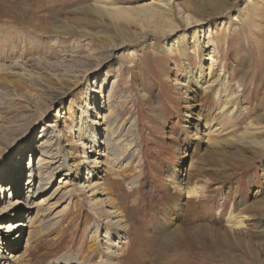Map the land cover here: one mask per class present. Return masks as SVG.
I'll return each mask as SVG.
<instances>
[{
  "label": "rangeland",
  "instance_id": "obj_1",
  "mask_svg": "<svg viewBox=\"0 0 264 264\" xmlns=\"http://www.w3.org/2000/svg\"><path fill=\"white\" fill-rule=\"evenodd\" d=\"M12 1L21 4L18 15L23 24H19L17 29H5L0 40L6 50L11 49L12 41H17V54L7 55L8 58L20 57L23 62L32 60L34 68L31 70L36 76L50 78L57 71L70 70L83 73L89 69V62L97 65L113 56L110 67L103 71H109L111 79L107 91L113 93L111 99L116 117L123 124L120 128L121 145L115 150L122 156L116 158L117 166L115 170L112 168V174L107 173L104 182L109 195L125 210L130 220L133 241L129 248L136 259L134 264H257L256 261H264V239L259 234L261 231L264 234V223L258 227L252 220L264 210V143H261L264 142V121H259V116L264 115V20L261 23L263 31L254 28L250 15L244 16L240 23H233L236 12L247 4L246 0H220L226 4L221 10L220 4L219 10L213 6L208 9L207 2L212 0H173V18L162 16L164 21L158 20L152 11L147 14L142 11V7L153 0H112L122 8L121 14L108 10L92 16L83 15L79 9L90 6L94 0ZM226 2L231 5L229 12H226ZM261 4L264 5V0ZM180 8L193 18L207 19L213 26L205 43L209 45L208 49L216 50L218 67H223L222 73L228 78L224 92L233 96L235 112L220 113L222 104L213 92L202 96L196 89L187 91L179 85V79L187 75L181 56L172 47H168L171 49L168 51L163 49L165 43L179 39L184 32H191L184 20L186 14L181 13ZM32 11L40 22L42 18L49 20L33 24H50L55 33H39L29 28ZM227 27L231 33L225 30ZM155 29L159 33L152 34ZM18 36H22L25 42H19L15 38ZM186 43L191 52L188 58L190 67L196 69L199 59L193 55L195 50L191 49L189 41ZM123 44L126 46L118 53L107 51ZM200 47L203 49V44ZM131 53L135 57L131 58ZM203 57V54L199 55L200 59ZM9 59L0 57V64ZM97 73L89 74L87 79L94 83ZM7 86L5 90L15 88L17 93L28 89L17 78H9ZM78 92L77 103L82 104L85 84L76 86L73 93L57 103L46 117V122H53L52 115L64 108V119H61L59 127L63 129L66 140L61 139V143L62 146L67 144L64 146L67 152L76 153H80L81 148H72L71 141L75 135L69 128L75 118L74 113H70V103ZM189 105L193 106V118L190 119ZM232 113H236L234 118H231ZM134 117L139 135L132 128ZM211 121L221 125L211 130L206 142L202 130L205 123ZM63 122L69 123L65 127ZM186 126L188 128L185 129ZM249 127L263 133L250 136L247 134ZM39 131L30 136L31 142L37 143ZM251 142L259 144V147L243 145ZM136 149L140 162L139 156L131 157ZM30 156L24 159L19 176H14L11 170L4 184L5 188L11 189L16 177L17 189L22 196L28 191ZM33 161L30 167H33ZM127 162L130 163L125 166ZM136 167H139V173L132 172ZM178 168L179 171L185 169L191 186H200L204 190L197 199H185L182 210L175 212L169 201L178 196L173 188L179 178L175 175ZM48 172L33 184V189L39 191L38 197H42L35 203L48 200L42 204L33 227L16 237L20 245L17 249L13 246V249L17 253H27L25 264L82 261L91 245L89 228L96 219L90 214L89 203L83 193L70 196L64 191L58 192V176H55L56 172L50 175ZM136 177H139L138 185H129ZM53 193L56 198L52 197ZM78 201L80 205H77ZM22 213L26 215L27 209ZM233 216H247L243 229L237 231L246 236L247 240L241 237L244 240L242 246L232 236L229 245L222 243L216 251L209 239L211 241L217 235L209 234V239H201L203 235L197 232L200 226L228 230ZM179 228H191L196 238L180 239ZM145 238L147 241H143ZM164 240L165 244H162ZM93 255H96L95 251L89 258ZM220 256H228V259ZM122 261L127 263L129 258Z\"/></svg>",
  "mask_w": 264,
  "mask_h": 264
},
{
  "label": "bare ground",
  "instance_id": "obj_2",
  "mask_svg": "<svg viewBox=\"0 0 264 264\" xmlns=\"http://www.w3.org/2000/svg\"><path fill=\"white\" fill-rule=\"evenodd\" d=\"M221 1L212 0L207 2L208 9H212L209 6L218 9V5L220 4L221 10L222 6L226 5ZM246 2L247 4L240 11L236 12L233 23H240L244 16L250 15L253 19L254 28L257 30L262 29L263 31V24L261 23L264 20V5L261 4L262 0H246ZM227 5L226 12H229L231 5L229 2ZM20 9L21 4L17 2L12 0L0 1V36L5 29H17L19 24H23L18 15ZM173 9V0H153L142 7V11L145 14L152 11V14L158 20H161L162 16L172 19ZM79 10L85 16H92L94 14L101 15L108 10H112L114 14H121L122 8L112 0H94L93 4ZM180 12L186 14L184 20L188 23L191 32H184L179 35V39L165 43V48L163 49L164 51H168L171 50L168 47H172L181 56V64L187 71V75L179 79V85L183 86L187 91L196 89L202 96L213 92V96L222 104L221 109H219L220 113L227 114L230 111H234V107L236 106L233 105V96L227 95L224 92V86L228 82V78L222 73L223 67H218L215 48L210 50L208 49L209 45L205 43L206 37L212 33L213 26L207 22V19L199 20L191 17L182 8H180ZM32 13L30 22L28 23L29 28H33L39 33L47 31L55 33L50 24H33V22H40V20L35 16L34 11ZM41 21L40 23L43 24L49 20L42 18ZM225 30L231 33L229 27ZM162 31H165L163 27ZM162 31L160 32L162 33ZM155 32L159 33L155 29L152 34ZM15 38L21 43L25 42L24 40L22 41V36ZM11 39H13V36ZM186 41H189L191 49L195 50L193 55L199 59V67L196 69H191L190 67L188 58L191 57V52L190 48L188 49L189 45ZM202 44L204 46L203 49L200 47ZM125 46L126 44H123L114 49L110 48L107 51L115 54ZM18 48L19 44H17V41H12L11 49L6 50L0 40V57L3 56L4 59H9L7 55L17 54L16 50ZM262 52H264V48ZM200 54L204 56L202 59L199 58ZM112 57L103 59L97 65L89 62V69L83 73L79 70H70L63 73L57 71L50 78L33 74L31 70L34 68L32 60L23 62L18 57L0 64V85L3 88L0 92V264H25L28 256L24 251L23 253L16 252L17 245H20L18 243L19 239L16 237L24 235L28 229L33 227L34 223L38 221V212L42 210V204H45L48 200L35 203V200L37 201L42 197L39 198V191L33 189L35 181L44 178V173L47 171H50L48 172L49 175L56 172L55 176H58L57 179L59 180L58 192L64 191L70 196H73L77 192L83 193L89 203V212L96 219L94 224L90 225L91 227L89 226L88 237L91 245L88 247L89 249L84 259L82 261L76 259L61 260L53 264H134L136 262L129 248L133 241L131 238L130 220L125 214V210L121 206L119 207L109 195V192L105 189L106 183L104 182L106 176L109 173L112 174V168L115 170L118 162L116 158L122 156V154L117 155L115 150L120 148L121 145L120 128L123 124L116 117V110L112 104L114 102L111 99L113 93L111 90L107 91L111 79L109 71H103L107 66L110 67L111 62H113ZM130 57H135V54L131 53ZM82 64L83 62H80V65ZM217 68L219 69L218 72H216ZM97 71L98 75L94 83L90 82L87 77L89 74ZM214 72H216L215 75H213ZM9 78L19 79L23 85L28 87L27 91L17 93L15 88L5 90L8 87ZM82 84H85L86 94L83 96L82 104L77 103L80 92L71 100L70 113H74L75 118L70 123L72 126L69 128L70 132H73L75 135L71 141L72 148H81V151L80 153L71 150L67 152L64 148L67 144L62 146L61 143V139L66 140L65 135L63 129L59 127L61 119H64V108L61 107L52 115L51 120L53 122H46V117L57 103L66 99L73 93L76 86H81ZM90 84L93 88L92 86L90 87ZM107 94L109 95L106 97ZM192 107V105L188 107L189 119L193 118ZM233 113L231 118H234L236 115V113ZM135 118L131 120V123L134 132L138 133L137 120ZM259 121H264L263 114L259 116ZM212 122H206L203 126L204 141L208 139L213 128L218 129V126L221 125V123L217 124L215 122L212 124ZM67 123L63 122V126L66 127ZM186 128L188 127L186 126ZM216 129L212 132H216ZM37 130L41 131H39L41 134L37 138V143L31 142L30 136L34 135V132ZM262 133L260 129L255 127H249L247 131V134L250 136ZM243 145L247 147H259V144L254 142ZM30 154V162L27 167L30 172V180L26 184L28 191L26 195L22 196L17 189L19 185L17 184L16 177L21 172L20 169L24 165V159ZM137 156H139L138 161L140 162L141 158L136 149L132 151L131 157L137 158ZM32 160H34L33 167H30ZM129 163L127 162L125 166H128ZM14 166H16V172ZM138 169L139 167H136L132 172L139 173ZM11 170L16 174L13 173L16 177H14L12 188L8 189L5 188L6 185L4 184ZM175 175L179 176L173 186L176 192H178V196L171 198L169 202L172 211L180 212L185 199L199 198L203 194L204 189L200 186H191V180L185 174V169L179 171L178 168ZM138 179L139 177L134 178L129 185L133 187L137 186ZM6 192H8L7 197L5 196ZM52 197L56 198L55 193H53ZM58 204L56 203L55 205L58 206ZM80 204V201H78L77 205ZM26 209L28 213L24 215L22 212ZM252 220L260 227L264 223V210L254 218L252 217ZM244 221H247V216H233L228 223V230H212L206 226H200L197 232L203 235L201 238L203 240H205V237L209 239V234L217 235V238L213 236L211 241L209 239V242L216 251L221 247L222 243L226 246L229 245L231 242L230 237L232 236V239L242 246L244 244L243 239L246 236L243 233H237V231L243 229ZM178 230L180 232L178 235L180 239H192L193 236L196 238L191 228H179ZM229 231L230 233H228ZM262 233L263 231L259 234L264 239V234L262 235ZM241 237L244 238L242 239ZM143 241H147V239L145 238ZM165 241L162 244H165ZM248 245L250 246L251 243L249 242ZM13 246H16V249H13ZM94 251L96 255L89 258ZM252 253L254 254V251ZM126 257L129 258L127 263L122 261ZM220 257L228 259V256ZM256 263L264 264V261H256Z\"/></svg>",
  "mask_w": 264,
  "mask_h": 264
}]
</instances>
